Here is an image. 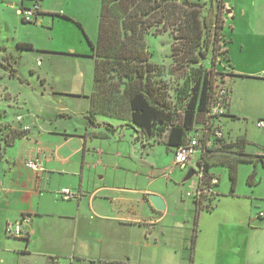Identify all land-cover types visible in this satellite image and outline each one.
Masks as SVG:
<instances>
[{"label": "crops", "instance_id": "obj_1", "mask_svg": "<svg viewBox=\"0 0 264 264\" xmlns=\"http://www.w3.org/2000/svg\"><path fill=\"white\" fill-rule=\"evenodd\" d=\"M24 1L20 0L19 5L25 6ZM40 3L38 0V19L56 14L45 12ZM224 4L222 31L227 61L221 72L230 95L219 130L228 143L244 139L243 153L247 154L246 147L251 146L260 150L256 155L263 156L264 126L259 128L257 123H264V116L256 122L263 138H248L247 133L233 138L231 130L226 137L222 128L240 120L235 80L255 78L264 71V0H249L246 10L239 6L238 14L245 17L246 33L238 45L234 37L241 38L238 31L243 27L236 29L235 7L226 1ZM31 6L32 0L25 7ZM227 26L233 35L224 33ZM244 51L246 58L240 63L237 58L241 59ZM66 55L76 56L74 52L59 56ZM256 60L260 61L258 65ZM87 114L82 131H69L61 123L50 128L48 123L54 121L50 115L38 118L35 124L19 117L21 122L17 123L27 133L2 151L8 172L4 182L0 181V234L3 229L7 238L6 228L19 223L22 236L15 238L19 243L14 244L16 249L8 246L9 242H5L8 239L0 241V264H8L13 253H20L24 264H264V225L262 220L254 224L251 202L250 206L240 205L244 198L237 196L235 190L225 195L217 188L210 208L199 205L202 209L195 214L196 205L184 192L197 182L196 175L185 183L183 179L174 183L188 184L182 193L172 192L168 184L164 191L156 188L159 175L171 179L177 170L187 172L198 163V157L186 170L175 169L168 176L165 171L173 162V152L168 151L172 155L170 163L163 162L160 166L157 161L152 162L153 149L162 144L145 139L129 126L116 132L118 147L115 140L109 144L102 123H111L97 116L96 124L91 125ZM55 117L72 119L64 111ZM105 143L112 148H105ZM10 148L14 151H9ZM35 159L43 169L37 173L24 166L26 160ZM263 163L264 157L256 164L251 163L253 171ZM216 167L220 166H213L210 172L220 183ZM255 175L256 172L250 186L256 185ZM63 188L73 193L68 201L61 198ZM149 195L163 199L162 212L151 205ZM259 213L258 217L264 218V213L261 216ZM33 255L39 260H32Z\"/></svg>", "mask_w": 264, "mask_h": 264}, {"label": "trees", "instance_id": "obj_2", "mask_svg": "<svg viewBox=\"0 0 264 264\" xmlns=\"http://www.w3.org/2000/svg\"><path fill=\"white\" fill-rule=\"evenodd\" d=\"M32 2L39 7L38 0ZM213 7L211 3L202 15V4L192 0H101L95 42L84 33L91 50V57L94 58L87 122L95 125L97 116L117 120L121 123L119 127L102 124L112 133L119 132L120 128L132 127L145 139L154 140L173 153L194 137L197 139L199 149L197 156L199 169L196 172L201 175L199 182L207 186L212 178H218L210 172L211 168L216 165L223 166L227 169L230 192L233 193L237 165L256 164L264 155L257 157L243 153L242 148L246 144L244 139L240 138L228 143L216 136V132L220 131V118L225 113L210 114L215 77L212 73L207 74L200 68L191 67L206 59L209 50L212 54L216 53V44L225 43L222 31L224 0H216V13L212 18ZM26 8L21 4L16 11ZM39 13L31 23L38 20ZM51 16L71 20L64 14H51ZM22 22L30 23L23 19ZM76 25L82 30L79 23ZM165 32H172L175 41L181 45L180 49H176V43L173 42L171 46L173 60L185 63L191 69L181 85L176 87L175 105L177 106L165 102L164 85L155 77L159 75V68L149 63L150 55L145 50L144 44L146 35L158 36ZM16 47L20 50L39 52L27 43H18ZM0 51L5 52L3 47H0ZM226 54L227 51L224 49L222 56H225V62ZM13 61L11 56L4 54L0 59V68L5 71V68L10 67V72H14ZM9 73L8 78H13ZM43 81L44 79L41 80ZM228 104L229 89L225 104L226 111ZM0 112H2L0 115V155H2L5 148L25 137L27 131L22 129L15 119L3 122L2 118L7 116V111L0 110ZM1 123L4 125L2 126ZM215 155L217 156L211 158ZM254 174L253 171L248 176L247 184H252ZM217 187L218 184L214 187L215 197ZM212 200L208 199V202L212 203ZM194 204L195 214H198L202 208L199 202L194 201ZM210 206L211 204L202 207L208 210Z\"/></svg>", "mask_w": 264, "mask_h": 264}, {"label": "rangeland", "instance_id": "obj_3", "mask_svg": "<svg viewBox=\"0 0 264 264\" xmlns=\"http://www.w3.org/2000/svg\"><path fill=\"white\" fill-rule=\"evenodd\" d=\"M192 1L202 4V15L205 14L208 7L213 3L214 7L211 14L213 18L216 13V0ZM224 1L235 7L236 18L234 21L236 29L240 30L243 27V30L238 31L241 38L234 37L235 43L238 45L240 39H243L246 33L245 17L242 13L238 14V8L241 6L246 10L245 7L249 0ZM19 2L20 0H0V47H3V51H5H0V59L5 54L11 56L12 61L15 60L12 63L15 69L14 72H10V67L5 68V71L0 68V110L7 111V116L2 118L3 122L17 119L16 121L20 123L19 117L23 116L27 121H31V124H35L38 118L50 115L54 121L48 123V127H58L61 123L69 131H74L75 129L82 131L86 122L85 115L88 113V106L90 104L88 97L92 92L94 67V58L91 57L90 48L84 33L91 41L95 42L101 0H41L40 4L45 12L54 11L56 14H64L71 20L52 17L51 15H42L34 23L22 22L23 16L16 11L20 7ZM24 4L25 6H30L31 0H25ZM247 8L250 7L248 6ZM225 16V12L223 11V19H225ZM76 23H79L83 30H80L76 26ZM224 33L233 35L228 26L225 27ZM174 41L172 32H165L158 36L148 34L144 37L145 50L150 55L148 57L149 63L159 68V75L155 77L163 83L164 91H166L165 102L170 103L171 106H177L175 105L176 87L181 85L186 75L191 71L185 63L173 60L171 46ZM18 43L31 44L34 50L39 52L17 49L16 45ZM175 43L176 49H180L181 45L179 42L175 41ZM216 45V53L212 54L211 50H209L206 59H203L198 65H191V67L200 68L206 71L207 74L212 73L215 80L224 82V72H221L223 65H226L225 56H222L224 46L222 42ZM41 52L59 55L74 52L76 56H53ZM245 54L246 51L239 56L241 59L237 58V61L240 63L244 62L246 58L244 57ZM37 62H39V65ZM255 63L258 65L260 61L256 60ZM263 72L255 78L235 80L237 82L235 91L239 98V100H236V105L240 120H236L237 122L225 129L224 127L222 128L226 137L227 131L231 130L230 136L233 138L239 135L244 136L246 133L248 138H263L260 130L256 128L257 119L260 116H264ZM8 73L12 74L11 77L13 78H8ZM42 79H44L43 82H41ZM61 111L70 115L72 119L59 120L56 118L55 115ZM1 114L2 112H0ZM100 118L109 121L112 125L118 123L117 120ZM39 120L41 121V119ZM5 125L7 126V124ZM103 130L109 136V144L115 140V145L118 147V134L109 132L104 128ZM104 146L107 149L109 146L112 148V145H108V143H105ZM14 149L16 150L17 148ZM9 151L14 150L10 148ZM259 151L257 148L251 146L246 147V153L251 156H259L256 155ZM153 152L154 154L150 158L152 162L157 161L160 166L163 162L164 164L171 162L172 155L163 145H157L153 149ZM2 156L0 155V181L4 182V177L8 171L6 170L7 162ZM174 168L171 162L165 173L169 176L171 171L175 170ZM253 170L254 165L251 163H239L237 165L235 193L237 196L244 198V201L239 203L240 205H249L251 202L250 208L254 224H258L262 220V224L264 225V218L258 217L259 212L264 213V163L263 165L258 164L255 170L256 185L250 186L247 184V178ZM215 173L220 176V183L217 187L218 191L221 194H229L230 181L227 169L221 166L216 167ZM185 174V171L177 170L171 176V179H166L162 175H159L156 181V188L164 191L165 185L168 184L170 189L173 190L172 192L177 194L182 193L184 192L183 188L185 189L188 184L181 185L180 183L176 186L174 183L180 182ZM175 179L177 180L175 181ZM186 192H184L185 195ZM190 199L192 200V198ZM1 233L0 241L8 239L5 241L9 242L8 246L16 249L14 244L19 245V243H16L15 237H9L6 234L7 238H5L3 236V229H1ZM20 255V253L10 254L8 264H24L23 261L25 262V260H22ZM31 259L39 260L34 255Z\"/></svg>", "mask_w": 264, "mask_h": 264}, {"label": "built area", "instance_id": "obj_4", "mask_svg": "<svg viewBox=\"0 0 264 264\" xmlns=\"http://www.w3.org/2000/svg\"><path fill=\"white\" fill-rule=\"evenodd\" d=\"M39 12V7L37 5H33L29 8L22 9L18 11V14L23 16V20L29 21L30 23L36 17V14ZM262 77L264 78V72L262 73ZM227 94H228V87L224 82H220L215 80L214 82V96L212 99V106H211V115H221L225 113V104L227 101ZM259 128L264 126L263 121H259L257 123ZM216 136L218 138H222V132L217 131ZM199 149L198 143L196 138H191L188 140L184 145L180 146L175 150L173 156L172 165L175 167L174 169L186 170L187 167L191 164V162L198 156ZM24 166L33 171L39 172L42 171L41 163L35 160H26L24 162ZM197 182L192 183L189 187V190L186 192V195L192 198L193 202L197 201L200 203L201 206L211 204L208 202V199H214L215 197V186L218 184V178H212L207 186L203 185L199 180L201 179L200 174H196ZM218 182V183H217ZM60 195L63 200H70L73 197V193L69 188H63L60 190ZM205 199V201H204ZM262 213H259L261 216ZM6 233L12 237L19 238L22 236L21 225L16 223L10 227L6 228Z\"/></svg>", "mask_w": 264, "mask_h": 264}, {"label": "water", "instance_id": "obj_5", "mask_svg": "<svg viewBox=\"0 0 264 264\" xmlns=\"http://www.w3.org/2000/svg\"><path fill=\"white\" fill-rule=\"evenodd\" d=\"M198 169H199V164H196L193 168L189 169L183 178V183L191 180L192 177L196 174ZM148 201L159 212H162L165 208L163 199L158 195H149Z\"/></svg>", "mask_w": 264, "mask_h": 264}]
</instances>
